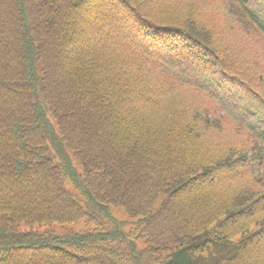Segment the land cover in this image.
I'll list each match as a JSON object with an SVG mask.
<instances>
[{
    "label": "trees",
    "instance_id": "16d2710c",
    "mask_svg": "<svg viewBox=\"0 0 264 264\" xmlns=\"http://www.w3.org/2000/svg\"><path fill=\"white\" fill-rule=\"evenodd\" d=\"M259 18L264 0H0V264H264ZM49 220L87 228L20 231Z\"/></svg>",
    "mask_w": 264,
    "mask_h": 264
},
{
    "label": "rangeland",
    "instance_id": "374dc122",
    "mask_svg": "<svg viewBox=\"0 0 264 264\" xmlns=\"http://www.w3.org/2000/svg\"><path fill=\"white\" fill-rule=\"evenodd\" d=\"M74 164L79 168L82 169V167L76 162L74 161ZM115 216L123 221V223L125 224V228L126 230H129L131 227L134 226L135 220L130 219L125 210H123L122 208H114L113 209ZM86 225H85V221H80V222H76V223H72V224H68V225H61L58 224L57 222H51V220L47 221V223L45 224H41L39 225H35V226H29L25 223H22L20 226V231H30L32 232L34 229H43L40 231H44V230H52L53 232L56 233H61L64 232L65 230H74V231H80V230H84L86 229ZM137 246L138 248L141 250L142 248H144L146 246V242L145 240H139L137 241Z\"/></svg>",
    "mask_w": 264,
    "mask_h": 264
}]
</instances>
